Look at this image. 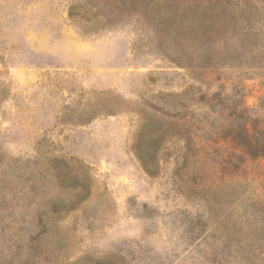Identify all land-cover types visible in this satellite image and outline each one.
<instances>
[{"label":"rangeland","instance_id":"1","mask_svg":"<svg viewBox=\"0 0 264 264\" xmlns=\"http://www.w3.org/2000/svg\"><path fill=\"white\" fill-rule=\"evenodd\" d=\"M245 125L264 0H0V264H264Z\"/></svg>","mask_w":264,"mask_h":264},{"label":"trees","instance_id":"2","mask_svg":"<svg viewBox=\"0 0 264 264\" xmlns=\"http://www.w3.org/2000/svg\"><path fill=\"white\" fill-rule=\"evenodd\" d=\"M209 61H211V60H209ZM241 132L248 139V143L244 147L246 152L253 155L254 158H260V157L264 158V140H262V141L257 140V138L254 137V134H252L250 132L247 125L241 127ZM262 134L264 135V132H262ZM253 255L257 260L264 263V251L262 249H260L257 253L254 250ZM233 259H234V261H239V260L244 261L246 264L252 263L249 256H246L245 258L242 257L241 259H239V258L237 259L234 257Z\"/></svg>","mask_w":264,"mask_h":264}]
</instances>
